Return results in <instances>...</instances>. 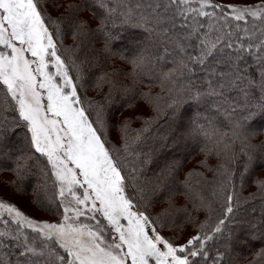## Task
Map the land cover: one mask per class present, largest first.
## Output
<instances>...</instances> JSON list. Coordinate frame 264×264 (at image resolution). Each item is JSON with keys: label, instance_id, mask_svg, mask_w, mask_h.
I'll list each match as a JSON object with an SVG mask.
<instances>
[{"label": "trees", "instance_id": "16d2710c", "mask_svg": "<svg viewBox=\"0 0 264 264\" xmlns=\"http://www.w3.org/2000/svg\"><path fill=\"white\" fill-rule=\"evenodd\" d=\"M104 2L106 7L101 8L99 0H48L44 7L47 14L59 22L60 32L54 38L62 57L69 63L74 60L81 70L79 92L82 99L93 102L85 103L92 113L91 118L94 120L98 111L102 113L108 146L118 150L116 155L124 156L131 177L138 178V189H129V194L137 195L143 209L149 207H145L146 214L157 220V228L172 243L189 227L191 232L186 234L182 244L196 235L214 236L207 241V257L190 258L195 262L214 264L219 256V264H264L261 255L264 251V176L257 177L264 175V111L255 107L264 95L260 87L264 60L258 59L256 54H245L239 61L241 74L246 77L245 91L225 90L228 100L236 106L235 112L229 109L231 114L228 115L225 113L228 106L220 103L218 97L203 95L199 100L193 99L198 89L208 92L206 74L200 71V66H192L194 74L191 76L165 77L174 67L173 44L164 34L170 24L165 21L157 25L152 21L138 25L141 11L150 12L148 4H154L155 0ZM214 2L225 6L226 10L229 4L255 6L264 0ZM130 8L133 16L128 20ZM158 11L165 17L171 15L165 13L163 7ZM101 21L104 22L103 32L98 31ZM175 22L179 25L180 18ZM241 24L250 30V35L255 33V43L264 24L251 18L248 24ZM179 31V27L171 29L169 35ZM240 34L243 36V32ZM135 43L138 44L135 46ZM189 51L196 54L194 50ZM216 67L219 71H229L223 64ZM247 80L253 81L251 86ZM149 87L163 92L153 113L141 116L140 124L129 123L133 120L125 118L127 108ZM0 108L4 109L0 111V119L5 125L3 139H0V174L11 173L16 182L11 190L22 198H29L39 214L58 218L59 201L48 165L31 149L29 135L16 112L4 105ZM249 112L251 118L235 129V122ZM122 116L119 136H116L118 146L111 140L108 129L115 127V121ZM201 126L207 136L201 132ZM233 130L239 133L238 138L233 137ZM257 136H262L260 142ZM9 139L13 141L11 146L7 145ZM197 155L204 157L201 161L204 165L208 164V158L214 159L209 166L211 174L193 167L177 175L174 166L180 160L182 165ZM228 196H232L231 214L226 213ZM220 219H225V224L220 233H215ZM14 228L8 226L9 230ZM2 230L5 226L0 224ZM20 243L5 238L0 247V261L16 264L19 260L23 264L26 259H36L21 256Z\"/></svg>", "mask_w": 264, "mask_h": 264}, {"label": "snow or ice", "instance_id": "6c2138e0", "mask_svg": "<svg viewBox=\"0 0 264 264\" xmlns=\"http://www.w3.org/2000/svg\"><path fill=\"white\" fill-rule=\"evenodd\" d=\"M47 2L0 0V105L18 113V120L30 134L31 147L46 157L59 185L62 220L38 223L16 206L0 200V224L5 226L0 231V247L5 238L20 241V255L36 258L26 259L23 264H195L190 258L207 257L206 244L214 236L196 235L184 245H174L161 234L157 220L141 210L127 192L126 181L130 177L123 172V162L115 154L118 150L110 148L104 138L102 113L96 112L93 120L85 107V103L93 102L80 95V68L74 60L69 63L61 55L54 38L60 32L59 22L47 14ZM99 4L106 7L104 0H99ZM161 7L171 15L161 14ZM148 8L150 12L139 14L138 25L152 21L157 25L165 21L170 24L164 34L173 44L174 67L165 77L191 76L192 66H200L206 74L208 92L198 89L193 99L199 100L203 95L218 97L220 103L228 106L225 113H234L236 106L228 100L225 90L245 91L246 77L241 74L239 61L245 54H256L264 60V27L254 43L255 33L250 35L241 22L248 24L251 18L264 24V2L255 6L228 5L226 11L214 0H155ZM132 16L130 8L127 19ZM177 17L181 20L179 25L175 22ZM177 27L181 31L169 35ZM98 31H104L103 21ZM220 64L229 67V71H219L216 65ZM252 83L247 80L249 86ZM260 87L264 92V72ZM255 107L264 111V95ZM249 118L251 112L237 120L234 128H241ZM4 130L0 119V139ZM200 130L208 135L202 126ZM238 136L233 130V137ZM231 202L232 196H228L227 214L233 212ZM225 219L219 220L215 233L222 231ZM11 224L16 227L9 230ZM25 229L36 235L29 237ZM219 259L218 256L214 264H219ZM16 264L21 262L17 260Z\"/></svg>", "mask_w": 264, "mask_h": 264}, {"label": "rangeland", "instance_id": "374dc122", "mask_svg": "<svg viewBox=\"0 0 264 264\" xmlns=\"http://www.w3.org/2000/svg\"><path fill=\"white\" fill-rule=\"evenodd\" d=\"M230 2H241V3H246V2H250L253 0H229ZM229 5H235V4H229ZM228 6V5H227ZM236 6H242V5H236ZM227 11V9H226ZM55 15V14H54ZM138 43H135V46ZM263 72V71H261ZM142 96L139 97L133 105L130 106V108H127L129 111H127V115H124L125 118H130L133 121L129 122L132 124H140L141 121V116H145V115H151V113H153V109L155 107V103L158 101L159 97L162 95V91L159 88H155V87H149L147 89H145L144 91H142ZM263 94V93H262ZM16 116L18 118V113H16ZM120 117L116 122V126L113 128H109L108 130L111 132L110 136H111V140L116 144V145H120L117 141L116 136H119V132H120V128H119V124L121 123V121L123 120V117ZM29 136V141H30V134H28ZM262 136H257V142H260ZM9 141L7 143L8 146H11L13 144L12 140H7ZM31 146V144H30ZM31 149L33 150V152L40 156L39 153H36L34 151V149L31 147ZM118 158L122 160L124 168H123V172L126 176H129L130 179H128L126 182L128 184V188H127V192L129 193V189L132 190H137L138 189V178H132L131 177V171L129 170V164L125 163V158L123 155H118ZM42 157L46 164H47V159L46 157L40 156ZM204 157H201L200 155L197 156H193L188 162H186L187 160H185L182 165H181V160L174 166V168L177 170V175H181V173L183 172V170L187 171L190 168L196 167L198 169V171H201L202 173H206V175H210L211 174V170L209 168L210 165H212L214 163V159L213 158H208V164L204 165L201 161L203 160ZM48 165V164H47ZM49 169H50V176L52 178L53 183L55 184V188H56V198L59 201V185L56 183L55 181V177L51 175V167L50 165H48ZM133 173H135V171L133 170ZM264 175L262 174H258L257 177H263ZM16 182L14 177L11 175V173H3L0 174V200H3L6 203H10L12 205H14L13 203L9 202L8 200L14 202L18 208H20V211H22L23 213H25V215H27L29 218L36 220L38 223H43V222H49V223H56L60 220H62V209L59 207V212L60 215L58 218L53 219V218H49L43 214H39L37 212V210L30 204L29 202V198H22L19 194H16L15 192H13L11 190V187H15ZM15 193V194H14ZM133 199L134 202L138 205V207L145 211V206L143 209V206L140 204V200L137 197V195H134V193L130 194ZM177 197L173 198L176 199ZM7 199V200H6ZM178 201H180V203L182 202L180 198L177 199ZM168 201V200H167ZM178 203V202H177ZM14 205V206H16ZM160 207V206H159ZM149 208V207H148ZM157 209H159L157 207ZM84 222H87L86 220ZM13 227H16L14 224H11ZM196 226V225H195ZM191 229L190 227L187 229H184V231L182 232V236H178L176 239H174L173 243L176 246H181L184 245L182 244L181 241H183L186 237L187 233H190ZM25 233L27 235L29 234H33L36 235L34 233L31 232V230L29 229H25ZM57 247V251H59L62 255H66L65 253H63L62 249H59L58 246ZM201 264V262L196 261L195 264Z\"/></svg>", "mask_w": 264, "mask_h": 264}]
</instances>
